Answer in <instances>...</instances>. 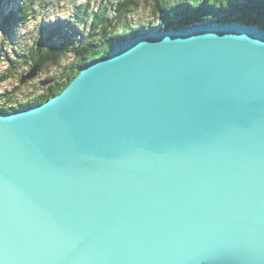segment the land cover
<instances>
[{
    "label": "water",
    "instance_id": "obj_1",
    "mask_svg": "<svg viewBox=\"0 0 264 264\" xmlns=\"http://www.w3.org/2000/svg\"><path fill=\"white\" fill-rule=\"evenodd\" d=\"M185 12L0 111V264H264V29Z\"/></svg>",
    "mask_w": 264,
    "mask_h": 264
},
{
    "label": "trees",
    "instance_id": "obj_2",
    "mask_svg": "<svg viewBox=\"0 0 264 264\" xmlns=\"http://www.w3.org/2000/svg\"><path fill=\"white\" fill-rule=\"evenodd\" d=\"M14 1L16 0H0V31H4L0 42V64L6 63V67L0 70V84L5 83L20 66H40V70L47 65L62 67V60L68 52L74 54V59L64 65L61 75L33 100H30L29 96L36 93L25 91L23 99L18 98L17 94L23 93L20 84L1 92L0 111L3 112L48 100L69 85L78 67L102 56L114 44L117 36L148 30L156 25L162 16H165L167 21L183 17L187 7L200 8L202 19L219 17L222 22L238 21L256 24L264 29V0H118L114 4L111 3V6H104L95 12L90 11L89 5L82 9L76 8L70 19L59 20L53 28H46L45 24H41V29L47 34L36 40L30 50L23 51L21 46H18L14 47L16 49H13L12 54H8L4 46L14 44L17 30L26 24L28 15L34 11L35 6L33 0H22L16 5L17 8L12 9L11 3ZM145 12H150L151 18L145 17ZM88 17L92 19L90 24L72 32L74 34L69 38L65 32L71 33V24L80 28ZM130 18L139 19L140 24L136 25Z\"/></svg>",
    "mask_w": 264,
    "mask_h": 264
},
{
    "label": "rangeland",
    "instance_id": "obj_3",
    "mask_svg": "<svg viewBox=\"0 0 264 264\" xmlns=\"http://www.w3.org/2000/svg\"><path fill=\"white\" fill-rule=\"evenodd\" d=\"M34 1V11L30 12L28 15V21L20 29L17 30L16 37L14 39V44L11 46L6 45L4 49L9 54H12L14 47L21 46L23 51L30 50L33 47L36 40L40 37H44L45 33L43 28L41 29V24H45L46 28H53L54 25L59 20L70 19V17L75 14L76 8H84V6L89 5V9L92 12L98 11L104 6H111L118 0H33ZM19 1H14L11 5L12 9L17 8ZM112 3V4H111ZM10 9V8H9ZM148 10V9H147ZM109 12V11H107ZM145 17L151 18L150 12H145ZM82 20V18H81ZM92 19L88 17L87 20L82 22L80 28L74 25L75 30L83 29V25H89ZM131 22L136 25L140 24L139 19L130 18ZM80 22V21H79ZM3 34V35H2ZM1 35L4 36V31H0V42ZM33 45V46H32ZM28 48V49H27ZM12 56V55H10ZM74 59V54L68 52L65 54L62 60V67ZM6 60V59H4ZM6 62V61H5ZM6 67V63L0 64V70ZM19 67V66H17ZM62 67H56L53 65H47L42 70H40L32 79H27L23 83L20 82L21 77L31 69V65L20 66L17 71L5 82L0 84V93L3 91H8L17 85H21L23 93L19 92L17 94L19 99H23L24 91L29 93H36L35 95H30L29 99L33 100L36 95L40 94L48 85L53 83L56 78L61 75ZM52 80L49 83H43V81Z\"/></svg>",
    "mask_w": 264,
    "mask_h": 264
}]
</instances>
